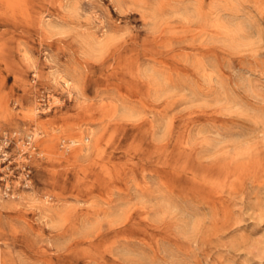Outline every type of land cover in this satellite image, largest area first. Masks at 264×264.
<instances>
[{"label": "rangeland", "instance_id": "374dc122", "mask_svg": "<svg viewBox=\"0 0 264 264\" xmlns=\"http://www.w3.org/2000/svg\"><path fill=\"white\" fill-rule=\"evenodd\" d=\"M29 8L0 5V264H264V0Z\"/></svg>", "mask_w": 264, "mask_h": 264}, {"label": "bare ground", "instance_id": "6f19581e", "mask_svg": "<svg viewBox=\"0 0 264 264\" xmlns=\"http://www.w3.org/2000/svg\"><path fill=\"white\" fill-rule=\"evenodd\" d=\"M0 5H3L4 6V8L6 9V12H8V13H10L11 15H13V16H16V15H20V16H22V17H28L29 16V14H30V8H29V0H0ZM10 21V20H9ZM139 21V20H138ZM6 22V21H5ZM10 25V24H9ZM20 26V25H19ZM24 28V27H23ZM4 30V29H3ZM26 30V29H25ZM21 31V30H20ZM27 34V33H26ZM22 35V34H21ZM161 35V34H160ZM37 36V35H36ZM28 37V36H27ZM134 38V37H133ZM138 39V38H137ZM139 40V39H138ZM137 40V41H138ZM145 40V39H144ZM159 40V39H158ZM129 42V41H128ZM136 43V42H135ZM156 43V42H155ZM68 44V43H67ZM143 44V43H142ZM157 44V43H156ZM160 44V43H159ZM158 44V45H159ZM72 45V44H71ZM145 45V44H144ZM119 48V47H118ZM146 48V47H145ZM70 49V48H69ZM129 49V48H128ZM132 49H133V47H132ZM71 51V50H70ZM74 51H75V49H74ZM117 51V50H116ZM140 51H141V49H140ZM0 52H2V48H0ZM120 52V51H119ZM145 52V51H144ZM129 53V52H128ZM130 53H132V51H130ZM159 53V52H158ZM3 54V53H2ZM112 54V53H111ZM147 54V53H146ZM113 55V54H112ZM8 56V55H7ZM129 56V55H128ZM134 56V55H133ZM144 56V55H143ZM165 56V55H164ZM117 58H118V56H117ZM143 58V57H142ZM138 59V58H137ZM107 61V60H106ZM116 61V60H115ZM5 62V61H4ZM39 62V61H38ZM134 63V62H133ZM132 63V64H133ZM131 64V65H132ZM106 65V64H105ZM120 65V64H119ZM114 66H116V65H114ZM113 66V68H117V67H114ZM137 66V65H136ZM112 68V69H113ZM136 68V67H135ZM25 69V68H24ZM24 71V70H23ZM116 71V70H115ZM117 71H118V69H117ZM111 72H113V71H111ZM38 73V72H37ZM41 73V72H40ZM132 73V72H131ZM135 73V72H134ZM112 75V74H111ZM40 76H42V73L40 74ZM135 76H136V74H135ZM107 77V76H106ZM5 78V77H4ZM116 78H118V76L116 75ZM93 80V79H92ZM95 80V79H94ZM110 80V79H109ZM112 80H115V78L114 79H112ZM130 80V79H129ZM133 80V79H132ZM22 81H24V80H22ZM108 81V80H107ZM5 82V81H4ZM89 82V81H88ZM94 82V81H93ZM106 82V81H105ZM117 82V81H116ZM131 82H134V81H131ZM111 84V83H110ZM132 84V83H131ZM25 85V84H24ZM119 85V84H118ZM117 86V85H116ZM136 86V85H135ZM88 87V86H87ZM121 87V86H120ZM119 87V88H120ZM137 88V87H136ZM1 89V88H0ZM22 89V88H21ZM132 89V88H131ZM133 89H134V87H133ZM18 91V90H17ZM21 91V90H20ZM85 91V90H84ZM136 91V90H135ZM23 92V91H22ZM82 92V91H81ZM137 92V91H136ZM135 92V93H136ZM83 93V92H82ZM9 94V93H8ZM84 94V93H83ZM18 95V94H17ZM136 96V95H135ZM3 99V98H2ZM142 100V99H141ZM142 101H144V100H142ZM146 102V101H145ZM229 117V116H228ZM113 134V133H112ZM111 135V134H110ZM111 138H113V137H111ZM110 142H111V139H110ZM38 144V143H37ZM130 144V143H129ZM48 146V145H47ZM44 147V146H43ZM50 148V147H49ZM33 150V149H32ZM141 152H142V150H141ZM50 153H51V151H50ZM107 153H109V152H107ZM103 156V155H102ZM49 162V161H48ZM82 171V170H81ZM259 184V183H258ZM259 186V185H258ZM99 230H100V228H99ZM62 233V232H61ZM89 238H91V237H89ZM72 249V248H71ZM75 252V251H74ZM73 252V253H74ZM62 253V252H61ZM79 253V252H78ZM2 262V261H1ZM3 263V262H2Z\"/></svg>", "mask_w": 264, "mask_h": 264}]
</instances>
